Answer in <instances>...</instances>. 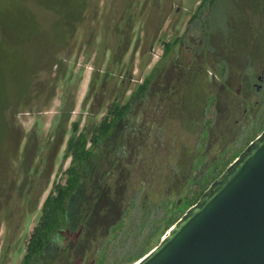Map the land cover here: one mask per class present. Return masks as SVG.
<instances>
[{
	"label": "rangeland",
	"instance_id": "374dc122",
	"mask_svg": "<svg viewBox=\"0 0 264 264\" xmlns=\"http://www.w3.org/2000/svg\"><path fill=\"white\" fill-rule=\"evenodd\" d=\"M263 39L264 0H0V118L13 127L0 132V264H22L42 202L64 183L71 123L80 119L90 137L111 104L124 105L147 77L121 145L111 148L110 139L97 147L96 163L115 166L112 181L123 196L101 227L83 232L70 264H130L128 253L155 246L146 237L167 201L203 192L264 130V81H249L261 85L248 90L258 104L251 123L235 125L219 87L229 73L218 64L221 52L232 60L261 55ZM252 61L251 69L233 64L231 76L258 75ZM168 85L176 86L174 97Z\"/></svg>",
	"mask_w": 264,
	"mask_h": 264
},
{
	"label": "trees",
	"instance_id": "16d2710c",
	"mask_svg": "<svg viewBox=\"0 0 264 264\" xmlns=\"http://www.w3.org/2000/svg\"><path fill=\"white\" fill-rule=\"evenodd\" d=\"M203 3L202 1L198 5V8H200ZM82 9L83 6L80 7L77 17L71 19V28L80 20ZM172 47V43L166 44L163 53H169ZM55 52L56 51H54L52 56L50 55V61L54 60L56 64L58 62L57 57L61 56H58V54L56 55ZM197 79L200 80L199 76ZM149 83V78H145L143 83L132 93L129 100L124 105L120 106L118 103L113 102L99 124L94 128L93 134L90 137L79 130L80 119L71 123L70 135L65 142L63 154V159H70L69 166L64 170V183L53 184L48 195L42 202L37 223L32 229L26 246L25 255L21 261L22 264H70L72 261L71 251H75L73 245L81 241L83 232L90 236L92 233L91 229L94 226L95 228L101 227L99 221L105 220L112 212H116L119 197L123 196L121 195L122 188L115 185L112 181V176L116 173L114 165H109L108 163H101L98 165L96 163L98 158L97 152H99L97 147L101 142L110 139L114 142L111 148L117 149L116 144L119 140L121 145L124 132L126 131V126L122 124H126L127 122L126 120L131 110V102L134 99H142L145 96L148 91ZM185 91L186 86L181 93L184 94ZM172 106L171 104L170 107L172 108ZM72 110L73 108L69 110L63 119L65 124L68 123L69 113ZM7 122L8 121L1 116L0 132L2 136L10 129L13 130L11 124ZM57 136H60V146L65 137V131L60 135L57 134ZM109 145L111 144L105 143L104 147L101 148V152L109 148ZM234 159H232V161ZM231 162L227 163V166ZM146 164L144 160V162L142 161L140 163V166L138 165V169H140L141 173L146 172ZM223 171L224 170H222L220 174ZM49 174L46 178L47 184ZM2 187H4L3 184ZM10 187L11 186L6 185L4 188L9 190ZM206 189L207 188H205V190ZM203 192L199 194L194 193L195 195L191 197H189L191 192H188L186 196L181 198V202L168 200L164 206L165 213L163 217L153 222L150 233L146 237V244L154 241L156 243L155 246L144 248L138 256H132L131 252L128 253L127 262L134 264L156 247L165 233L197 202ZM36 208L37 202L32 209L35 211ZM101 214L102 216H106L100 219L99 215ZM111 222L112 220L105 224V226L112 224ZM118 225L119 221L111 228L114 229V227H118ZM125 254L126 253H124V255Z\"/></svg>",
	"mask_w": 264,
	"mask_h": 264
},
{
	"label": "water",
	"instance_id": "95a60500",
	"mask_svg": "<svg viewBox=\"0 0 264 264\" xmlns=\"http://www.w3.org/2000/svg\"><path fill=\"white\" fill-rule=\"evenodd\" d=\"M134 264H264V130Z\"/></svg>",
	"mask_w": 264,
	"mask_h": 264
},
{
	"label": "flooded vegetation",
	"instance_id": "af4514ba",
	"mask_svg": "<svg viewBox=\"0 0 264 264\" xmlns=\"http://www.w3.org/2000/svg\"><path fill=\"white\" fill-rule=\"evenodd\" d=\"M258 47L263 52V53L261 52V55L242 56V57L235 58V60H232L231 57L223 56V53H226V52H221L220 54H218L219 56L218 58L220 59L218 63L219 67L224 73H227V74L229 73V76L226 78V81H224L223 83H220L219 85L220 90L223 91L225 95L224 98L222 99L227 101L226 103H224V107L226 111V118L229 120H233L235 125H237L238 123H243V121L247 119L248 120L246 123H251L252 121V117H251L252 107L251 106L252 104H258V101L254 100V96L250 95L248 91L249 88H252V87L257 92L261 89V85H257V84L250 85L249 81L251 80V78H255V80L260 83L264 81V39L260 41V44ZM253 58L255 59L256 66L261 68V71L258 75L256 76L252 75L250 78L242 74H238L237 77H234V78L231 76L230 73H231L232 67H234L233 64L235 66H239V67L241 66L242 70L247 69V68L251 69L252 64H253V61H252ZM237 60L240 61L239 65H237ZM175 79L176 77H174V79L173 78L170 79V81H172L173 83H177ZM197 81H195V84L197 83L196 86L199 83H201L200 80H197ZM232 84H235L237 86L236 92H232L230 90L232 89L231 88ZM175 87L176 86L168 85L167 88L165 89V93L169 96H174L177 93V90ZM166 100L169 101L168 98H166ZM122 125L126 126L124 124ZM228 126L229 125H225L224 127L226 131H228Z\"/></svg>",
	"mask_w": 264,
	"mask_h": 264
}]
</instances>
